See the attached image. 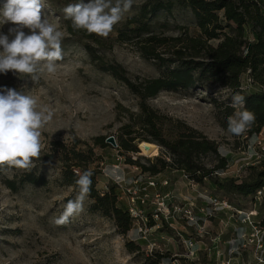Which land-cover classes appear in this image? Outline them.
<instances>
[{"label":"rangeland","instance_id":"1","mask_svg":"<svg viewBox=\"0 0 264 264\" xmlns=\"http://www.w3.org/2000/svg\"><path fill=\"white\" fill-rule=\"evenodd\" d=\"M144 1L134 0L132 10L107 38L95 34L100 41L97 45L85 38V30L71 35L65 28L61 13L69 1L45 0L44 14L64 33L63 59L57 62V71L42 74L36 82L12 72L0 73V87L20 89L53 111L51 122L42 129L41 159L45 154L51 155L52 142L68 148L76 145L77 150L86 153L90 150L91 161L99 159L87 167L100 171L96 176L97 191L104 193L115 187L118 205L129 213L134 200L136 208L144 212L146 222L137 221L129 213L131 228L121 234L113 220L92 211V201L86 199L80 215L71 217L65 225H56L54 219L77 194L56 181L60 172L56 159L46 166L40 161L35 163L37 172L48 179L45 187L23 185L13 193L3 184L4 179H13V172L1 171L0 264H151L156 259L157 264H264V188L242 198L236 192L212 185L213 182L227 185V180H233L234 184L249 183L262 171L264 128L257 134L246 131L240 136L227 131L228 120L222 113L234 109L231 97L237 91L207 81L203 88L161 92L147 101L161 115L178 119L214 141L218 155L227 160L225 170L212 172L200 183L175 168L151 176L125 162L127 157L144 166H149L155 157L170 162V155L156 143H149L157 149L156 155L150 156H144L138 149V140L135 141L138 153L125 156L107 143L110 137L117 143L121 127L129 123L131 114L138 112V99L122 82L98 71L82 45L99 49L103 62L121 67L132 82L159 77L166 65L141 54L140 38L126 43L117 40V30ZM190 15L178 9L167 19L158 17V23L167 27L157 28L154 35H193L196 31ZM175 25L181 28L176 29ZM12 26L0 25V32L6 34ZM217 42L210 44L216 46ZM172 51L169 47L157 49L161 57H171ZM247 77H242L240 87L244 93L255 90L247 87ZM211 99H216L219 108ZM94 138H103L109 146H96ZM200 161L206 169L215 166L211 155ZM27 171L21 169L19 173ZM149 181L157 183L156 188H147ZM144 188L148 197L141 204ZM158 204H162L164 213L154 220ZM128 243L134 244L131 251Z\"/></svg>","mask_w":264,"mask_h":264},{"label":"trees","instance_id":"2","mask_svg":"<svg viewBox=\"0 0 264 264\" xmlns=\"http://www.w3.org/2000/svg\"><path fill=\"white\" fill-rule=\"evenodd\" d=\"M178 9H184L191 14L196 32L189 36L186 33L177 37L155 36L157 28L167 27L165 23H158V17L167 19ZM61 14L65 28L69 34L75 35L78 31L72 28L70 20L64 18V13ZM133 14L127 17L123 27L117 30V40L126 43L133 38H140L141 54L161 65H166L159 77L144 79L138 83L132 82L125 77L121 67L104 63L102 57L98 55L99 49L88 44L82 45L98 71L108 73L122 82L138 99V112L131 114L129 123L121 127L116 149L120 155L125 156L127 153H138L135 145L137 140L139 143H156L170 155V162L161 157H155L149 166L141 165L128 157L125 158V162L136 165L142 173L151 176L161 174L166 168H175L189 174L190 178L200 183L212 172L225 170L227 160L218 155L214 141L208 140L178 119L161 115L151 108L147 101L161 92L192 90L196 86L203 88L204 82H215L220 87L245 96V107L256 115V121L247 133L250 135L259 133L264 128V0H146ZM176 26L178 29L181 28ZM84 34L86 39L100 44L94 33ZM211 41L218 42L216 46H212ZM162 47L173 49L171 57L160 56L157 49ZM247 75L251 79L250 88H255L250 93L240 90L242 77ZM211 103L216 108L220 106L216 99H211ZM234 111L235 109H228L222 114L228 120ZM93 142L101 148L109 146L104 143L103 138H94ZM51 146V155L45 154L34 163L39 164L40 161L46 166L56 159L60 163L56 181L77 193L75 185L77 172L88 170V165L99 159L91 161V151L88 150L87 153L79 151L76 145L68 148L61 143L52 142ZM209 155L215 159L213 169H206L200 161L202 157ZM261 167L262 171L249 183L234 184L233 180H227V185L215 182L212 185L225 189L226 192H236L242 198L247 197L264 188V161ZM20 170L19 168L6 170L13 172V179H4L3 184L13 193L23 185L45 187L48 184V179L39 174L36 168L25 173H19ZM89 171L93 173L91 194L88 197L92 201L91 210L112 219L120 233L126 234L131 228L132 219L127 209L118 205L115 187L100 193L96 189V176L100 171L98 169ZM133 245L127 244L130 251ZM157 263L156 259L151 264Z\"/></svg>","mask_w":264,"mask_h":264},{"label":"clouds","instance_id":"3","mask_svg":"<svg viewBox=\"0 0 264 264\" xmlns=\"http://www.w3.org/2000/svg\"><path fill=\"white\" fill-rule=\"evenodd\" d=\"M134 0H89L69 3L62 11L74 30H85L107 38L114 26L132 10ZM45 0H3L0 25L10 23L5 34L0 32V73L9 72L36 82L42 74H54L63 59L61 42L64 36L49 16L44 14ZM24 29L29 31L26 33ZM246 98L239 92L231 97L234 113L228 117L227 131L243 135L256 121L253 111L245 107ZM53 111L38 99L15 88L0 87V171L19 168L31 171L40 160L42 129L51 122ZM75 199L69 200L56 225L69 223L71 217L84 211V202L91 194L89 170L77 172Z\"/></svg>","mask_w":264,"mask_h":264},{"label":"built area","instance_id":"4","mask_svg":"<svg viewBox=\"0 0 264 264\" xmlns=\"http://www.w3.org/2000/svg\"><path fill=\"white\" fill-rule=\"evenodd\" d=\"M246 85H247V87H250L251 86V79L249 78V77H247V79H246ZM118 160H120V159H118ZM166 185V182L165 183H163V186H165ZM156 186H157V183H154L153 181L151 182V181H149L148 183H147V188H156ZM142 192L144 193L142 196L144 197V198H141L140 199V197H135L134 199H140V203L141 204H143L144 203V201H145V198H147L148 197V195L145 193L146 192V189L144 188L143 190H142ZM136 202L133 200V202H132V205L130 206V208H129V213H130V215L132 216V218H134V219H136L137 221H141V222H146V217L144 216V212H142L141 210H139L138 208H136ZM162 205V204H161ZM161 205H159L158 204V209H157V213H155L153 216H152V219H158L159 217H161V215L164 213L163 212V209H161L160 207H161ZM190 216V215H189ZM145 217V218H144ZM193 221V220H192Z\"/></svg>","mask_w":264,"mask_h":264},{"label":"bare ground","instance_id":"5","mask_svg":"<svg viewBox=\"0 0 264 264\" xmlns=\"http://www.w3.org/2000/svg\"><path fill=\"white\" fill-rule=\"evenodd\" d=\"M139 150L143 152L144 156L156 155V151H157L154 145L146 143V142L140 143Z\"/></svg>","mask_w":264,"mask_h":264},{"label":"water","instance_id":"6","mask_svg":"<svg viewBox=\"0 0 264 264\" xmlns=\"http://www.w3.org/2000/svg\"><path fill=\"white\" fill-rule=\"evenodd\" d=\"M107 143L110 144L113 147H116L115 140L112 137L107 139ZM138 149H139V145H138Z\"/></svg>","mask_w":264,"mask_h":264}]
</instances>
